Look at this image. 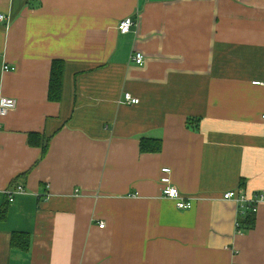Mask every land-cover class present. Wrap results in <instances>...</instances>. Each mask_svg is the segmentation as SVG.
<instances>
[{
  "label": "crops",
  "instance_id": "crops-1",
  "mask_svg": "<svg viewBox=\"0 0 264 264\" xmlns=\"http://www.w3.org/2000/svg\"><path fill=\"white\" fill-rule=\"evenodd\" d=\"M256 82L264 0H0L1 91L18 102L0 120V264H264V201L243 233L224 198L264 194ZM165 168L191 210L163 196Z\"/></svg>",
  "mask_w": 264,
  "mask_h": 264
},
{
  "label": "built area",
  "instance_id": "built-area-1",
  "mask_svg": "<svg viewBox=\"0 0 264 264\" xmlns=\"http://www.w3.org/2000/svg\"><path fill=\"white\" fill-rule=\"evenodd\" d=\"M4 17L1 16V20ZM137 26V22L132 18H126L120 22L118 30L121 34L127 35L132 32L133 28ZM145 55L143 53L137 52L134 57H132V62L143 66L145 64ZM5 70L8 71L9 68L5 67ZM256 85H264L260 82H256ZM122 104L128 106H137L140 104V99L134 97L131 93H126L124 95V100ZM18 107V102L16 99L8 98L2 94L1 85H0V120L5 119L12 111L16 110ZM262 122L264 126V115L262 116ZM163 176L161 178V184L163 185V196L167 199L174 200L177 204L179 210H191L193 208L194 199L182 194V192L173 184L171 179L172 170L170 168H165L162 170ZM25 193V190L22 186H18L14 191L6 192V195L9 198L10 203L15 202V196ZM225 199H233L240 204V213L239 216H243L248 212L249 205L254 202V199L250 201L247 196L240 195L239 192H230L224 196ZM257 200V206L253 207V213L257 215L258 213V204L264 201V196L259 197ZM238 227L240 226L238 221ZM101 228H104V224H101Z\"/></svg>",
  "mask_w": 264,
  "mask_h": 264
},
{
  "label": "trees",
  "instance_id": "trees-1",
  "mask_svg": "<svg viewBox=\"0 0 264 264\" xmlns=\"http://www.w3.org/2000/svg\"><path fill=\"white\" fill-rule=\"evenodd\" d=\"M65 62L64 61H54L52 65V71H51V81H50V93H49V98L50 101L52 102H60L62 100V95H63V87H64V76H65ZM36 138V136L31 135V143L33 144V140ZM149 140L143 139L142 141V146L144 151H153V152H160L162 150V142L161 141H151L152 142V147L150 149L147 148V142ZM149 144V142H148ZM48 150V143L44 146V154ZM244 183H242V187L240 188L241 191H237L240 193V195H246L242 193ZM264 196V194H257L256 197H254V202H252L249 205V211L246 212L245 215L239 216V224L240 226L239 231L240 232H249L252 229L255 228L257 218L256 214H254L253 207L257 206V200L260 199L259 197ZM6 212L0 211V220L5 218ZM12 245L14 247L23 249L27 251L30 246H31V238H29L28 235L22 234V233H13L12 234Z\"/></svg>",
  "mask_w": 264,
  "mask_h": 264
},
{
  "label": "rangeland",
  "instance_id": "rangeland-1",
  "mask_svg": "<svg viewBox=\"0 0 264 264\" xmlns=\"http://www.w3.org/2000/svg\"><path fill=\"white\" fill-rule=\"evenodd\" d=\"M262 203H260V205H261ZM258 209H259V207H258Z\"/></svg>",
  "mask_w": 264,
  "mask_h": 264
}]
</instances>
